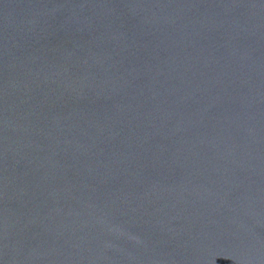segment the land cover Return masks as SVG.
Returning a JSON list of instances; mask_svg holds the SVG:
<instances>
[{"label":"water","instance_id":"obj_1","mask_svg":"<svg viewBox=\"0 0 264 264\" xmlns=\"http://www.w3.org/2000/svg\"><path fill=\"white\" fill-rule=\"evenodd\" d=\"M0 264H264V0H0Z\"/></svg>","mask_w":264,"mask_h":264}]
</instances>
